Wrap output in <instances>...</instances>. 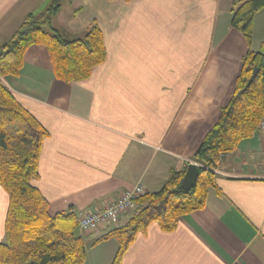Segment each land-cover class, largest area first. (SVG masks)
Segmentation results:
<instances>
[{
    "label": "crops",
    "instance_id": "crops-1",
    "mask_svg": "<svg viewBox=\"0 0 264 264\" xmlns=\"http://www.w3.org/2000/svg\"><path fill=\"white\" fill-rule=\"evenodd\" d=\"M51 1L0 0V46L27 15L42 13ZM75 3L67 33L80 39L96 24L104 34L107 59L92 76L71 83L57 79L46 46L34 45L21 73L3 79L49 132L33 185L52 215L102 209L137 184L146 193L158 192L195 163L192 157L234 94L244 56L257 50L261 14L255 15L249 44L231 24L232 0H66L52 21L60 33L64 5ZM216 175L203 210L181 217L173 232L152 224L121 264H264L259 128L222 157ZM8 207L0 186V243ZM115 228L97 236L79 231L94 241ZM100 243L108 252L94 264H111L117 240Z\"/></svg>",
    "mask_w": 264,
    "mask_h": 264
},
{
    "label": "trees",
    "instance_id": "trees-1",
    "mask_svg": "<svg viewBox=\"0 0 264 264\" xmlns=\"http://www.w3.org/2000/svg\"><path fill=\"white\" fill-rule=\"evenodd\" d=\"M65 1L52 0L42 13L27 15L13 37L0 46V186L9 196L0 264H87L88 248L79 231L78 216L72 211L52 215L47 199L33 185L49 132L3 82L21 73L25 54L34 45L46 46L56 78L65 83L89 79L106 61L104 34L98 25L80 39H68L53 28L52 21ZM232 2L231 24L251 44L254 18L264 9V0ZM256 68L258 75L251 82ZM263 117L264 50H249L233 96L192 157L199 167L195 187L184 190L181 180L186 171L174 173L160 191L136 200L137 208L126 224L97 238L94 245L110 238L117 240L119 248L111 264H121L138 234L146 233L152 224L173 232L181 217L203 210L209 190L216 188V170L222 157L252 137Z\"/></svg>",
    "mask_w": 264,
    "mask_h": 264
},
{
    "label": "built area",
    "instance_id": "built-area-1",
    "mask_svg": "<svg viewBox=\"0 0 264 264\" xmlns=\"http://www.w3.org/2000/svg\"><path fill=\"white\" fill-rule=\"evenodd\" d=\"M259 130L264 143V117L260 121ZM145 193L143 185L137 184L134 188L125 191L108 203L104 208L82 212L78 216L80 229L88 233L98 234L112 224L117 227L121 226L123 217L134 213L137 208L136 200Z\"/></svg>",
    "mask_w": 264,
    "mask_h": 264
},
{
    "label": "rangeland",
    "instance_id": "rangeland-1",
    "mask_svg": "<svg viewBox=\"0 0 264 264\" xmlns=\"http://www.w3.org/2000/svg\"><path fill=\"white\" fill-rule=\"evenodd\" d=\"M69 5L70 4L64 5L62 14H61L59 21H58V25L62 28V30H61L62 34H64V35L66 34L65 36L67 38L73 39V38H78V37H76L75 35H72L71 33L68 34L66 30H68V19L70 17V14L72 13L73 8L76 7V3L74 4L73 7H70ZM258 13H261V14H259V22L257 25V32L255 35V49H257V50H254V51L260 52V51L264 50V35L261 36L262 31L264 29V20H263V16H262V15H264V9ZM54 24H57V22L56 23L54 22ZM83 36L84 35H81L79 38H83ZM91 234H93V233H91ZM94 236H97V234L96 235L94 234ZM88 239L85 237V242H86V245L88 248V254H87L88 257L87 258H88L89 262L91 261V264H94L99 259L101 261V259L105 256V254L108 252V246H104L101 243L94 245V242L91 239L90 240H88Z\"/></svg>",
    "mask_w": 264,
    "mask_h": 264
},
{
    "label": "water",
    "instance_id": "water-1",
    "mask_svg": "<svg viewBox=\"0 0 264 264\" xmlns=\"http://www.w3.org/2000/svg\"><path fill=\"white\" fill-rule=\"evenodd\" d=\"M258 72L259 69L256 68L251 78V82L257 77ZM198 176H199L198 165L196 163L189 164L186 169L185 175L181 180V187L187 191L191 190L193 187H195L198 180Z\"/></svg>",
    "mask_w": 264,
    "mask_h": 264
}]
</instances>
